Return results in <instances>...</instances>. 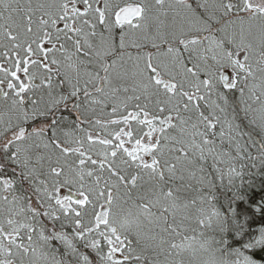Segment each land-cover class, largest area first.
<instances>
[{
  "label": "snow or ice",
  "instance_id": "obj_1",
  "mask_svg": "<svg viewBox=\"0 0 264 264\" xmlns=\"http://www.w3.org/2000/svg\"><path fill=\"white\" fill-rule=\"evenodd\" d=\"M0 264H264V0H0Z\"/></svg>",
  "mask_w": 264,
  "mask_h": 264
}]
</instances>
